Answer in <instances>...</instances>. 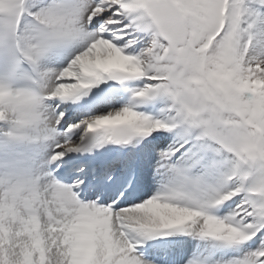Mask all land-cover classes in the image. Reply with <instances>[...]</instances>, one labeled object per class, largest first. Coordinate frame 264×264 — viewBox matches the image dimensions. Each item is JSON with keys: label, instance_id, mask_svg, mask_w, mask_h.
I'll list each match as a JSON object with an SVG mask.
<instances>
[{"label": "snow or ice", "instance_id": "obj_1", "mask_svg": "<svg viewBox=\"0 0 264 264\" xmlns=\"http://www.w3.org/2000/svg\"><path fill=\"white\" fill-rule=\"evenodd\" d=\"M78 42L65 66L42 65ZM137 79L132 98L163 99L157 114L124 104L56 139L65 111L50 101ZM46 141L49 167L16 150ZM107 143L143 153L109 165L104 184L127 176L118 196H83L98 184L83 166L60 178L67 154ZM176 233L211 242L183 264H264V0H0V264H157L141 245Z\"/></svg>", "mask_w": 264, "mask_h": 264}, {"label": "rangeland", "instance_id": "obj_2", "mask_svg": "<svg viewBox=\"0 0 264 264\" xmlns=\"http://www.w3.org/2000/svg\"><path fill=\"white\" fill-rule=\"evenodd\" d=\"M140 35H142L143 39L140 40L138 45H134V47H136L137 50H139V47L143 46L150 39V37H148L146 34H140ZM83 43L84 42H78V43L70 46L69 48L61 49V51L64 50L66 52V54L69 53L67 55L66 59H70L71 55H73L76 50H78L80 47L83 46ZM58 52H59V50L55 51V54H52V55H56V54H58ZM52 62L59 64V65L53 66L51 64ZM46 63L48 65H51L52 68L59 69V68L65 66L67 64V61L57 59L54 56H49L47 58ZM43 65L46 66L45 63ZM143 83H144V81L142 79H137V80H133V81L129 82L127 85H117L114 89H110L109 96H110V100H111L112 104H111V106H109V108L107 110H100V112H106L110 108L119 107V106H122L124 104H129V103L133 104L137 108V110L142 107V106H140L141 104L148 105L146 113H149V114H151L150 112L153 109L158 110L157 105H159L160 101L164 102L163 99H156L153 101L140 103V102H138L132 98L131 90L136 88V87L142 86ZM109 84L110 83L108 81L106 83H102L101 86L107 87ZM159 107H160V105H159ZM93 111L95 114L100 113V112L96 113V111H98V108L94 109ZM91 113H93V112H91ZM91 135H96V134L91 133ZM45 144H48V143H46V142L42 143V145H39V149H37L35 146H27V147H24L23 150H21L20 152L30 154L32 156V159L34 162L36 159H38L40 157L43 159V154L48 151L49 144H48L47 149H46ZM124 154L126 156L130 155L129 158L131 159V162H141L143 160V153L141 151L140 145H135V146L133 144L125 145ZM116 155L118 156L119 153L117 152ZM40 165L42 166L41 163H40ZM141 169H142V164H141ZM161 181H162V177H160V176H156L154 178H149L147 181L144 182L142 188H145L147 186H151L150 191L154 192L160 186ZM148 191H149L148 188L145 189V193ZM219 214H221V215L224 214L223 209H221ZM171 236H173V235H171ZM178 237H180V239H179L180 243H182V244L185 243V245H188V247L190 248V250H191L190 256L193 255L194 253H197V254L198 253H205L206 254L210 250L211 242H209V241L200 240L194 236L185 235V234H180V236L178 235ZM177 247L179 248V246H177ZM179 250H181V249L179 248ZM222 254H224V255H235L236 253L233 249L216 250L217 256H220ZM185 255H186V253H181L179 259L176 258V260L178 259L177 261H180L182 257H185Z\"/></svg>", "mask_w": 264, "mask_h": 264}, {"label": "bare ground", "instance_id": "obj_3", "mask_svg": "<svg viewBox=\"0 0 264 264\" xmlns=\"http://www.w3.org/2000/svg\"><path fill=\"white\" fill-rule=\"evenodd\" d=\"M159 105H160V107L162 108L163 106H164V102H160L159 103ZM141 109H144L145 111L147 110V108H141ZM141 109L139 110V111H141ZM159 111L158 110H154V112H150L151 114H153V115H155V114H157ZM168 136H170V134H168V133H165V134H163V137H168ZM162 137V138H163ZM93 149H96L97 150V154H96V159L97 160H100V159H104V158H106V159H108V160H110V161H114V159L116 158L115 157V150H117V149H124V147H122V146H117V145H115V144H113V143H109V144H104V145H102V146H99V147H95V148H93ZM87 153H88V151H86L85 152V155L87 156ZM86 156H85V158H86ZM114 156V157H113ZM125 156V155H124ZM130 157V155H128L125 159H127V158H129ZM122 160V161H126V160ZM39 166H41L40 165V163L38 164ZM43 166V165H42ZM44 167V166H43ZM153 185V184H152ZM149 189V190H151V186H147V187H145L144 188V194L146 195H148V194H150L149 193V191L148 192H146L145 193V189ZM179 233H176V234H171V235H173V236H175V238H176V236L178 235ZM171 235H168V238L170 239V237H171ZM174 238V239H175ZM169 244H171L170 242H168V243H166V244H164V246H166V245H168L169 246ZM179 244V242H178V240L175 242V244H171V246H174L175 247V249H176V255H174V260L176 259V258H178L179 259V257H180V254L181 253H186L188 250H189V248H187V249H183V247L182 246H180V245H178ZM185 244V243H184ZM177 246H179V248L181 249V250H179V248L177 247ZM175 253V252H174ZM187 255V254H186ZM185 255V256H186ZM184 256V255H183ZM177 259V260H178ZM175 261V262H177V263H179L180 261ZM158 263V262H157ZM177 263H175V264H177ZM165 264H167V262H165Z\"/></svg>", "mask_w": 264, "mask_h": 264}]
</instances>
